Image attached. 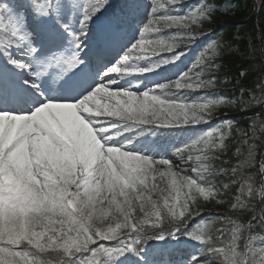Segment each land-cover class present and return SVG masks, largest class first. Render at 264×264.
Returning <instances> with one entry per match:
<instances>
[{
	"label": "snow or ice",
	"instance_id": "1",
	"mask_svg": "<svg viewBox=\"0 0 264 264\" xmlns=\"http://www.w3.org/2000/svg\"><path fill=\"white\" fill-rule=\"evenodd\" d=\"M140 9L0 0V264H264V0H148L129 46ZM241 11L231 29L258 28L223 42L231 19L221 18ZM201 40L174 80L143 90L130 80L179 68ZM227 52L261 67L246 88L253 61L241 64L236 100L212 98ZM221 107L243 124L216 119ZM202 125L211 127L174 148L178 163L133 154L146 134Z\"/></svg>",
	"mask_w": 264,
	"mask_h": 264
},
{
	"label": "trees",
	"instance_id": "2",
	"mask_svg": "<svg viewBox=\"0 0 264 264\" xmlns=\"http://www.w3.org/2000/svg\"><path fill=\"white\" fill-rule=\"evenodd\" d=\"M241 3H243V0H241ZM233 11H235V9H233ZM230 18L235 21L244 20L245 14L243 13V11H241V13H239L237 16ZM254 22L255 20L243 21V23H245V27L241 29H231L234 28L237 23H230V22L225 23L223 27L220 29L222 30L221 35L224 37L223 42L231 43L233 41H236L238 39L237 33L240 34L239 38H243L245 40L249 39L252 34V28L254 26ZM232 47L233 48L239 47L241 50H243L244 45H240L238 43H232ZM245 59L252 60L253 64L250 70L249 80L243 86L246 88L254 87L256 81L260 78V74H259L261 72L260 64L258 62H255V57L242 58L239 56V54L232 52H227L222 56L221 59H218V63H220L221 65V71L216 73L219 80L218 86L224 83H231L232 85L235 84L239 88L240 84L238 83V72L244 70L241 68V64L244 63ZM236 113L238 114V111ZM236 116L238 117H236L235 119L239 121L241 124H243V120H242L243 116L239 114ZM234 151H235L234 141H231L229 143V154Z\"/></svg>",
	"mask_w": 264,
	"mask_h": 264
}]
</instances>
